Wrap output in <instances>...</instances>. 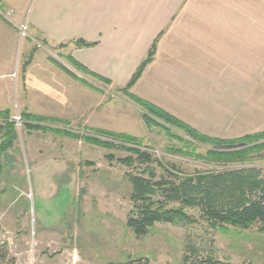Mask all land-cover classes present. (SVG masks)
<instances>
[{
	"label": "rangeland",
	"instance_id": "1",
	"mask_svg": "<svg viewBox=\"0 0 264 264\" xmlns=\"http://www.w3.org/2000/svg\"><path fill=\"white\" fill-rule=\"evenodd\" d=\"M5 10L0 3L4 23L0 27L3 35L14 40L2 48L5 57L0 58V76L4 75L0 77V112L10 110V117L18 112L24 124L16 129L15 146L1 157L0 251L6 257L0 256V264H122L139 258H147L149 264H184L185 255L195 261L210 254L230 264H264V233L258 225L250 229L213 226L196 207L188 208V213L198 219L197 224L157 223L148 235L137 238L126 224L132 209V185L126 174H142L145 166H122L116 159L131 153L88 138L104 140L92 131L102 129L141 140V149L150 147L156 159L150 164L156 180L167 173L157 161L190 175L246 168L264 172V152L244 164H211L174 152L190 151L193 146L170 138L161 127L149 130L142 107L128 95L81 73L62 58L68 46L48 43L29 29L23 36L22 24L15 23L17 16ZM37 89H68L69 95L74 93V104L47 99ZM24 113L57 120L43 125L58 132L28 128ZM3 124L0 116V127ZM171 129L187 139L182 131ZM195 145L202 155L213 148ZM243 147L238 144L232 149ZM109 155L115 160H108ZM256 195L257 190L246 193L248 199ZM164 202L168 207L176 205ZM188 247L195 248L198 256Z\"/></svg>",
	"mask_w": 264,
	"mask_h": 264
},
{
	"label": "crops",
	"instance_id": "2",
	"mask_svg": "<svg viewBox=\"0 0 264 264\" xmlns=\"http://www.w3.org/2000/svg\"><path fill=\"white\" fill-rule=\"evenodd\" d=\"M0 3L17 16L16 24H27L48 43L68 44L67 55L116 87L129 83L157 42L133 94L209 137L264 131V0ZM3 33L0 27V58L14 40ZM76 40L94 45L77 47ZM37 90L52 101L74 104L68 89Z\"/></svg>",
	"mask_w": 264,
	"mask_h": 264
},
{
	"label": "trees",
	"instance_id": "3",
	"mask_svg": "<svg viewBox=\"0 0 264 264\" xmlns=\"http://www.w3.org/2000/svg\"><path fill=\"white\" fill-rule=\"evenodd\" d=\"M74 44L77 47H91L94 45L83 40H76ZM58 45L68 46V44L62 43ZM156 46L157 42L154 43L129 83L116 89L118 92L128 95L142 107L144 112L142 118L149 130L154 127L163 128L170 138H176L185 145L193 146V149L191 148L192 151L188 149L182 151L181 149L179 151L174 150V152L193 156L211 164H244L255 159L256 153L264 152V131L234 139L209 137L169 112L133 94L131 89L142 76L146 66L152 62ZM62 58L66 59L81 73L96 78L105 84L112 85L111 80L89 70L72 58L71 55ZM29 62L26 63V66ZM57 65L72 77H76L66 67L61 66L59 63ZM10 112V110L0 112V116L4 119V124L0 127L2 132L0 137V176L3 172L1 157L15 146L18 139L16 127L10 121ZM24 119L26 126L30 129L58 132V129L43 125V123L57 121L53 118L24 113ZM171 128L182 131L187 139L178 135L177 132L174 133ZM92 131H95L96 135L105 137V139L102 140L99 137L91 136L88 138L89 141L109 149L119 147L131 153L125 158L116 159L117 163L132 169L135 168L136 164L145 166L142 174H126L132 185L130 197L132 209L127 216L126 224L137 238L148 235L152 227L157 223L197 224L199 222L198 219L188 213V208L194 207L199 208L202 215L213 226L230 224L242 229H250L254 225H258V231L264 233V172L262 170L246 168L207 173L197 172L190 175L184 174L181 169L174 165L167 166L162 161H157L167 173L160 180H156L155 173L150 166L156 159L149 152L150 147L144 146L146 149H141L143 147L141 140L124 133H115L102 129H93ZM195 143L210 145L213 148L209 149L205 155L197 154ZM238 144H243L245 147L233 150L232 148ZM107 159L114 161L115 157L109 155ZM256 190L259 191V195H256L253 199L246 197L247 191L250 193V191ZM162 199L163 201H161ZM164 201H171L176 203V205L168 207ZM187 250L192 255L198 256V251L195 248L188 247ZM0 256L5 259L6 254H2V251H0ZM122 264H149V260L147 258L130 259ZM184 264L230 263L221 261L210 254L205 258L199 257L195 261H191L189 256L185 255Z\"/></svg>",
	"mask_w": 264,
	"mask_h": 264
},
{
	"label": "built area",
	"instance_id": "4",
	"mask_svg": "<svg viewBox=\"0 0 264 264\" xmlns=\"http://www.w3.org/2000/svg\"><path fill=\"white\" fill-rule=\"evenodd\" d=\"M28 25L27 24H22L20 27L21 34L23 36L28 34ZM10 121L15 125L17 130H21L22 125L24 124V120L22 118V115L19 114L18 112H15L14 114L11 115Z\"/></svg>",
	"mask_w": 264,
	"mask_h": 264
}]
</instances>
